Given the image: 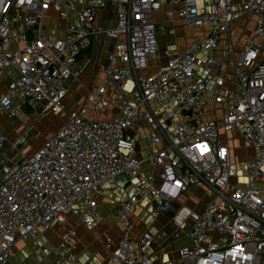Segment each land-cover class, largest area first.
Listing matches in <instances>:
<instances>
[{
  "label": "built area",
  "instance_id": "obj_1",
  "mask_svg": "<svg viewBox=\"0 0 264 264\" xmlns=\"http://www.w3.org/2000/svg\"><path fill=\"white\" fill-rule=\"evenodd\" d=\"M110 2L88 0L77 9L68 0H0V77L8 73L0 152L2 117L19 119L36 104L64 117L0 181V264L14 257L15 244L66 216L91 228L105 186L121 232L114 249L106 242L104 264H264V0H115L114 26H95ZM50 11L60 36L44 32ZM244 16L255 18L254 27L235 42L230 24ZM179 30L198 34L182 50L168 45L164 64L151 67L161 60L157 35L175 40ZM93 37L112 42L103 79L85 104L66 112L68 83ZM236 138L252 151L240 165L246 187L229 181ZM192 186L210 200L178 258L157 261L149 231L131 239L129 217L150 206L167 213ZM74 235L64 234L53 264L75 263ZM49 256L33 253L37 264Z\"/></svg>",
  "mask_w": 264,
  "mask_h": 264
},
{
  "label": "crops",
  "instance_id": "obj_2",
  "mask_svg": "<svg viewBox=\"0 0 264 264\" xmlns=\"http://www.w3.org/2000/svg\"><path fill=\"white\" fill-rule=\"evenodd\" d=\"M68 1L73 3L77 9H81L88 2V0ZM114 9L115 0H111L107 9L104 12L97 14V22L95 23V26L100 22H102L107 28L114 26ZM53 24H61V22L57 19L56 13L50 11L48 16L44 19V32L60 36L59 32L52 30L51 26ZM170 40L171 46L176 44L178 49L182 50L191 38L181 40L176 36L175 40ZM102 47L104 49H102ZM111 52V41L103 37L91 38V47L82 52L77 59V63L74 67L76 72L75 80L68 83V93L64 99V106L68 111L85 104L88 91L101 83L103 79V66L106 62L107 56ZM7 74V72H4L0 77V93L5 89ZM101 76V81L96 83V79L99 77L101 78ZM35 106H37L36 110L40 108L37 113H34V109L31 108L24 109L22 113L23 115L19 118V120H23L24 125L28 124V122L31 121L30 119H42L44 116L54 117L48 113L43 114V104H36ZM26 112H30V119L26 117ZM1 122L4 128L2 133L6 138V145L0 152V170L2 171L3 169L4 174L8 175V173L5 172L11 171V164H9L11 162V149L22 136L21 131L24 129L20 128L16 133L14 132L11 134V131L9 130L11 127V121L2 117ZM31 152L32 151H29V154ZM29 154L26 155L23 153L22 156H28ZM8 167L9 169H7ZM103 189L105 190V197L97 199V210L100 214V218L91 228H85L76 217L66 216L64 224L54 226L51 230L41 233L29 242H19L15 244L13 248L14 257L7 264H37L33 257L35 250H47L50 252V256L44 258L39 264H53L57 256L55 249L58 247L64 234L68 230H73L75 233L73 238L75 244L74 264H104L108 257V250L105 248V244L108 240L110 241V250L117 246L121 227L118 224L114 213L116 203L113 201V198H115V196H112L108 191L110 188L105 186ZM200 192H202V194L197 195L200 194ZM118 196L120 195H117L116 200L118 199ZM209 200L210 195L205 188H196L192 186L172 203L171 208L167 213H157L153 206L148 207L146 210L137 211L136 214L129 217V220L133 225L130 237L132 240H135L142 234V232L147 230L153 236V245L156 250L155 259L157 261L176 260L178 258V251L188 244V233L192 227L194 219L201 214ZM183 223H185L186 227L184 229H179V226ZM162 226H173V228L178 227L179 230L187 229L188 233L183 241L173 243L175 248L172 250L170 247L171 251H169L167 248L174 237L168 236L165 233H159L158 228H162Z\"/></svg>",
  "mask_w": 264,
  "mask_h": 264
},
{
  "label": "rangeland",
  "instance_id": "obj_3",
  "mask_svg": "<svg viewBox=\"0 0 264 264\" xmlns=\"http://www.w3.org/2000/svg\"><path fill=\"white\" fill-rule=\"evenodd\" d=\"M255 18L253 16H244L236 21H233L230 24V31L232 32V38L235 42L241 41L242 37L249 36L252 32V29L254 27ZM198 34V31L196 30H179L177 32L178 38L181 40L192 38L193 36H196ZM157 41L159 45L158 54L161 56V60L158 62L156 61H150L149 65L151 67H157L158 65H163L165 62V59L163 57V52L166 49L168 45H170V39H168L165 36H159L157 35ZM102 49H104L102 47ZM236 55L238 56V52H236ZM148 73V72H147ZM231 74V72H229ZM102 79L99 77L96 79V83H99ZM42 108V107H41ZM40 109V108H39ZM38 109V110H39ZM38 110L34 108V113H37ZM24 111V110H23ZM31 112V111H30ZM30 112H26V117L29 118ZM66 112H68V109H66ZM30 119V118H29ZM28 122V124L24 125L23 120H13L11 121V127L9 130L12 133H16L18 129L22 128L24 130L21 131V137L17 141L18 144L16 146V149L12 147L11 149V171L5 172L11 174L16 167L22 162V158L24 156L23 153L26 155L29 154V151L36 150L40 144L42 143L44 138H47L50 134H52L56 129L59 128V126L64 121V117H50V116H44L42 119H35ZM4 128L2 127V132ZM6 145V144H5ZM247 146H243V143L239 139H235L231 142V161H230V184L237 186V187H246V183L244 181V170L240 166L241 163L247 162L249 159L252 158V151ZM26 157V156H25ZM5 168V165H4ZM9 169V167L7 168ZM8 175L4 174V171L0 170V181L6 179ZM205 193V191H204ZM200 194L197 195H201ZM210 195V194H209ZM207 196V195H206ZM205 197V196H204ZM159 233H165L168 236H173V240H171L168 250H170V247L175 248V245L173 243L178 241H183V239L187 236L188 230H179L178 227L173 226H167L162 228H158Z\"/></svg>",
  "mask_w": 264,
  "mask_h": 264
},
{
  "label": "water",
  "instance_id": "obj_4",
  "mask_svg": "<svg viewBox=\"0 0 264 264\" xmlns=\"http://www.w3.org/2000/svg\"><path fill=\"white\" fill-rule=\"evenodd\" d=\"M126 183V179L125 178H120L116 181V186L118 187H123Z\"/></svg>",
  "mask_w": 264,
  "mask_h": 264
}]
</instances>
